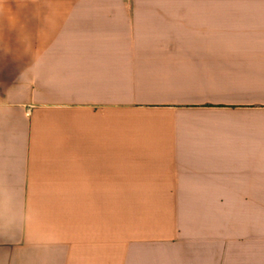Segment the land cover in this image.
Returning a JSON list of instances; mask_svg holds the SVG:
<instances>
[{
    "label": "crops",
    "instance_id": "0c3cea01",
    "mask_svg": "<svg viewBox=\"0 0 264 264\" xmlns=\"http://www.w3.org/2000/svg\"><path fill=\"white\" fill-rule=\"evenodd\" d=\"M0 264H264V0H0Z\"/></svg>",
    "mask_w": 264,
    "mask_h": 264
}]
</instances>
